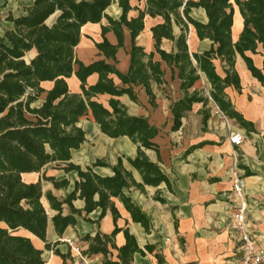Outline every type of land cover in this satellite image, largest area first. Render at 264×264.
Segmentation results:
<instances>
[{
    "label": "trees",
    "instance_id": "1",
    "mask_svg": "<svg viewBox=\"0 0 264 264\" xmlns=\"http://www.w3.org/2000/svg\"><path fill=\"white\" fill-rule=\"evenodd\" d=\"M31 2L25 15L9 19L13 26L0 39V264H46L43 252L36 248L33 238L46 243L49 223L61 237L68 227H75L77 216L89 215L96 210H101L98 222L108 211L116 221L120 214L114 199L122 203L134 223L149 231V221L126 191L135 188L144 192V186L158 187L161 184L171 189L169 179L144 152L152 150L159 154L154 143L159 130L146 118L131 116L118 100L127 95L136 102L134 87H143L150 104L155 106L151 86L165 83L164 72L160 63L154 61V53L147 54L136 45L146 16L163 20L151 29L156 53L171 70L172 79L177 74L184 94L171 106L174 117L172 131L178 130L181 118L193 104L208 102L197 91L189 93L200 78L198 72L208 79L210 98L220 111L236 119L244 128L250 125L234 110L224 93L228 87L240 89L239 78L233 69L236 54L244 60L252 76L264 83L262 71L247 56V53L257 54L259 45L264 47V0H145V9H137V18L131 20L127 18L132 10L130 0L118 1L122 10L119 20L105 14L113 0ZM234 6L243 19V30L236 44L231 39ZM198 8L206 12L207 24L190 16L192 9ZM103 18L107 19L109 27H102L103 41L95 46L113 64L103 60L86 66L77 59L75 52L81 28L88 23L99 24ZM189 25L194 27L200 40L212 42L209 51L192 55L196 67L186 44ZM175 26L180 28L178 36L174 34ZM124 28L130 31L132 38L130 66L126 74L115 65L116 53L123 47ZM110 31L117 38L115 46L106 39ZM163 40L174 43L175 50L171 53L161 50ZM213 60L225 64L223 79L217 74ZM74 66H77L76 71ZM93 74L98 75V81L89 86L87 79ZM73 75L80 82V94L69 89L67 80ZM111 76L117 77L121 85H116ZM47 82L52 83L48 90L42 86ZM101 96L109 97L106 106L100 102ZM40 100L41 105L33 107ZM89 118L106 137H126L137 146L136 157L126 161L139 173L142 183H137L132 173L124 168L122 158L115 166L102 159L84 169L71 162L72 152L78 151L86 141V133L79 123ZM50 165L66 173H77L74 190L63 200L51 192L44 193L40 182L27 184L22 179L23 174L40 173ZM94 168H107L112 175L100 176L93 171ZM44 180L52 182L57 189L68 186L66 180L55 182L45 176ZM156 199L164 202L159 196ZM76 200L84 201L83 210L73 206ZM65 206L69 210L66 215ZM50 211L56 214L50 216ZM85 220L91 222L87 218ZM121 231L126 243L117 248L114 238ZM82 240L88 244L82 255H103L105 259L101 264H132L134 254L145 256L135 238L127 230L117 227L110 235L98 232ZM45 248L49 250L51 245L46 244ZM110 249L118 252V262L109 259ZM145 250L152 254L155 247L146 246ZM55 254L61 256L57 251ZM155 256L162 263L161 256ZM62 259L66 264V257L62 256Z\"/></svg>",
    "mask_w": 264,
    "mask_h": 264
},
{
    "label": "crops",
    "instance_id": "2",
    "mask_svg": "<svg viewBox=\"0 0 264 264\" xmlns=\"http://www.w3.org/2000/svg\"><path fill=\"white\" fill-rule=\"evenodd\" d=\"M118 1L113 0L112 5L105 11L113 20H119L122 15ZM145 3V0H130L132 10L127 15L128 20L137 18V9L144 10ZM31 5V0H0V39L13 26L9 19L25 15L26 9ZM190 16L202 24L208 22L206 12L201 8L192 9ZM162 22L159 17L153 19L146 16L144 29L136 38V45L147 54L154 53V61L160 63L164 72L165 83L151 86L155 106L150 104L143 87H134L136 102L127 95L119 97L118 100L131 116L144 117L151 126L159 130L158 136L154 139L159 154L152 150L144 152L150 162L157 164L169 179L171 189L161 184L158 187L144 186V192L135 188L126 191L149 221V231L134 223L122 203L116 199L113 201L120 214L116 221L110 211L99 222L101 210L89 215L83 213L82 216L76 217L75 227H68L61 237L49 223L46 243L33 238L36 248L42 250L46 264H65L62 256L66 257V264H101L105 259L103 255L84 256L86 262H83L74 249L78 248L81 253L86 251L88 244L82 240L83 237L94 236L98 232L110 235L116 227L127 230L135 238L137 246L145 252V256L134 254L132 264H236L241 258V251L239 233L232 228L235 214L231 197L233 169H236L244 180L248 203L246 218L250 230L257 237L259 244L264 246V83L252 76L244 60L236 54L233 69L239 78L240 89L228 87L224 93L234 110L250 125L244 128L236 119L229 118L220 111L210 98L211 85L208 79L203 73L198 72L200 78L189 93L197 91L207 98L208 102L193 104L191 110L185 112L181 118L178 130L172 131L174 117L171 106L184 94L177 74L175 79H172L171 70L156 53V42L151 29ZM102 27H109L106 18L99 24L88 23L81 28L80 42L75 52L77 59L86 66L103 60L107 64H113V61L105 59L95 46L103 41ZM242 30L243 19L238 8L234 6L231 28L233 44L238 42ZM174 34L178 36L180 28L175 26ZM106 39L113 46L118 43L112 31L106 34ZM186 44L195 67L196 62L192 55L202 54L212 47L209 39L200 40L197 37L191 25L188 26L186 33ZM131 49V34L124 28L123 47L118 50L115 57L116 68L123 74L129 70ZM161 50L171 53L175 50V44L163 40ZM263 55L262 45L258 46L257 54L247 53L254 66L261 70L264 76ZM213 64L217 74L223 79L225 64L220 60H213ZM76 70L77 66H74V71ZM111 78L116 85H121L117 77ZM97 81L98 75L93 74L88 77L87 84L93 86ZM67 83L72 93H81L80 82L74 75ZM42 86L48 90L52 83H43ZM108 99V96L99 98L105 106ZM41 103L40 100L33 104V107H38ZM89 120L93 127H98L91 118ZM233 133H239L244 138L240 146L229 142V137ZM94 139L95 142L87 133L84 144L78 151L72 152L73 164L84 169L95 161L104 159L108 165L115 166L118 159L122 158L124 168L132 173L137 183H142L139 173L126 161L128 158L136 157V145L126 137L111 139L102 133L96 135ZM47 168L48 166L40 173L23 174L22 179L27 184L40 182L44 193L51 192L56 198L65 199L74 190L78 181L77 173ZM93 171L103 177L112 175L107 168H94ZM44 176L53 178L55 182L66 180L68 186L57 189L52 182L44 180ZM158 196L164 202L158 201L156 199ZM44 205L48 208L46 202ZM73 206L83 210L84 201L76 200ZM48 213L50 216L56 214L53 211ZM68 213V207L65 206L64 215ZM85 218L91 222H87ZM125 243L124 233L121 231L115 236L114 244L121 248ZM46 244L51 245V249L47 250ZM146 246L155 247V252L149 254L145 250ZM55 251L61 256L56 255ZM110 251L112 254L108 256L109 259L118 262V252L112 249ZM156 254L161 256L162 263L158 262Z\"/></svg>",
    "mask_w": 264,
    "mask_h": 264
},
{
    "label": "built area",
    "instance_id": "3",
    "mask_svg": "<svg viewBox=\"0 0 264 264\" xmlns=\"http://www.w3.org/2000/svg\"><path fill=\"white\" fill-rule=\"evenodd\" d=\"M219 114V112H217ZM244 138L239 133H233L229 137L232 145L240 146ZM232 202L235 207L232 228L239 233L241 258L236 264H264V246L260 245L257 237L252 233L247 222L248 203L245 193L244 180L236 169L231 172ZM74 251L83 262H86L78 248Z\"/></svg>",
    "mask_w": 264,
    "mask_h": 264
},
{
    "label": "rangeland",
    "instance_id": "4",
    "mask_svg": "<svg viewBox=\"0 0 264 264\" xmlns=\"http://www.w3.org/2000/svg\"><path fill=\"white\" fill-rule=\"evenodd\" d=\"M79 125L83 128V130L85 131V133H86V135H87V133H88V136H89V138H91L92 139V141H94L95 139H94V137L95 136H92V131H93V123L90 121V120H88V119H82L81 121H80V123H79ZM95 142V141H94ZM47 169H50V170H56L55 168H54V165H50V166H48V168Z\"/></svg>",
    "mask_w": 264,
    "mask_h": 264
},
{
    "label": "bare ground",
    "instance_id": "5",
    "mask_svg": "<svg viewBox=\"0 0 264 264\" xmlns=\"http://www.w3.org/2000/svg\"><path fill=\"white\" fill-rule=\"evenodd\" d=\"M91 133H92V136L101 134L97 126L93 127V131Z\"/></svg>",
    "mask_w": 264,
    "mask_h": 264
}]
</instances>
